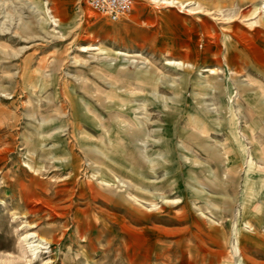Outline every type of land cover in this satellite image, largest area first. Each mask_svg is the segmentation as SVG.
<instances>
[{
  "label": "rangeland",
  "instance_id": "374dc122",
  "mask_svg": "<svg viewBox=\"0 0 264 264\" xmlns=\"http://www.w3.org/2000/svg\"><path fill=\"white\" fill-rule=\"evenodd\" d=\"M261 153L264 0H0V264H264Z\"/></svg>",
  "mask_w": 264,
  "mask_h": 264
},
{
  "label": "built area",
  "instance_id": "2783aa9c",
  "mask_svg": "<svg viewBox=\"0 0 264 264\" xmlns=\"http://www.w3.org/2000/svg\"><path fill=\"white\" fill-rule=\"evenodd\" d=\"M89 5L112 19H119L130 13L133 0H87Z\"/></svg>",
  "mask_w": 264,
  "mask_h": 264
},
{
  "label": "bare ground",
  "instance_id": "6f19581e",
  "mask_svg": "<svg viewBox=\"0 0 264 264\" xmlns=\"http://www.w3.org/2000/svg\"><path fill=\"white\" fill-rule=\"evenodd\" d=\"M135 57H139L140 56V53H136L135 55H133ZM76 109V108H75ZM74 109V110H75ZM76 112V110H75ZM48 122H51L50 120H46V121H43V125H47ZM39 134V133H38ZM142 151H144V149H142ZM145 152V151H144ZM32 168V167H31ZM36 169V168H35ZM120 181V180H119ZM160 197L163 198V196L159 195ZM33 211V210H32ZM37 237V238H35ZM40 237L38 234H36L35 232H29L25 235L24 239L27 243H29L30 247L33 248V251L35 252L37 249L39 248H42L44 243H45V240L44 238H38ZM47 242V241H46ZM45 248V247H44Z\"/></svg>",
  "mask_w": 264,
  "mask_h": 264
},
{
  "label": "crops",
  "instance_id": "0c3cea01",
  "mask_svg": "<svg viewBox=\"0 0 264 264\" xmlns=\"http://www.w3.org/2000/svg\"><path fill=\"white\" fill-rule=\"evenodd\" d=\"M261 156H262L261 158H262V160H263V162H264V156H263V153H261Z\"/></svg>",
  "mask_w": 264,
  "mask_h": 264
}]
</instances>
